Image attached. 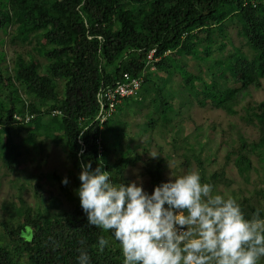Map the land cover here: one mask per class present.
Instances as JSON below:
<instances>
[{
  "label": "trees",
  "instance_id": "obj_1",
  "mask_svg": "<svg viewBox=\"0 0 264 264\" xmlns=\"http://www.w3.org/2000/svg\"><path fill=\"white\" fill-rule=\"evenodd\" d=\"M0 32V48L4 36L31 47L15 50L10 64L0 49L3 166L15 173L27 141L14 138L24 130L30 142L41 136L63 146L72 168L67 184L56 174L49 180H58L67 207L59 195H41L39 182L34 207L21 195L2 203L0 264H76L77 249L90 264H122L117 244L87 224L74 194L81 162L102 164L114 182H127L126 171L139 165L149 193L166 180L171 162L174 173L196 169L215 190H229L232 164L252 184L230 190L242 211L264 208V100H246L264 79V0H0ZM124 74L140 88L101 122L98 93ZM193 105L237 117L256 137L220 141L224 164L208 168L217 161L212 138L183 115ZM98 236L109 240L102 251Z\"/></svg>",
  "mask_w": 264,
  "mask_h": 264
},
{
  "label": "clouds",
  "instance_id": "obj_2",
  "mask_svg": "<svg viewBox=\"0 0 264 264\" xmlns=\"http://www.w3.org/2000/svg\"><path fill=\"white\" fill-rule=\"evenodd\" d=\"M159 154L153 152L155 158ZM74 194L89 226L106 232L122 264H261L264 208L246 216L229 191L220 192L196 169L169 172L144 190L139 176L114 182L102 164L81 162ZM62 184H67L66 177ZM109 244L97 237L99 250ZM76 264H90L77 249Z\"/></svg>",
  "mask_w": 264,
  "mask_h": 264
},
{
  "label": "rangeland",
  "instance_id": "obj_3",
  "mask_svg": "<svg viewBox=\"0 0 264 264\" xmlns=\"http://www.w3.org/2000/svg\"><path fill=\"white\" fill-rule=\"evenodd\" d=\"M4 40L5 42L0 49L5 53L7 64H10L11 59L14 57L15 50L24 53L31 48L29 46L21 49L20 46H12L9 44V41L5 36ZM246 100L257 102L264 100V79L262 80L261 89L252 91L251 95ZM183 115H185L186 118H189L190 116V118L197 125L203 124L207 128L205 135L206 137L212 138V143L208 148H211L214 152L216 151L215 156L217 158V164L214 163L213 165L208 166V168L211 169H218L224 164L223 156L226 153V146H222L220 144V141L225 140L229 142L230 140H236L237 135L239 134L241 136H244L248 140H252L256 137L255 130H253L251 127L245 126L239 121L237 117L228 116L220 110H213L209 107H197L196 105H193L192 108L188 110L187 113H183ZM184 124L186 127L191 125L190 121H188V123L185 122ZM232 125L235 126L234 130L233 128H231ZM183 130L185 132V129ZM222 130H224V132ZM22 138L27 141L26 143L28 149L26 147V149L23 147V149L19 150V153L21 154L20 163L16 167L15 173H8V170L3 166L0 160V206L5 200H13L17 198L18 195H21L29 205L34 207L37 202V197L32 190V186L33 183L35 184L36 182H39L42 187L41 195L45 197L51 195H59L64 206L67 207V201L60 195V193H62L63 191H59V189H57L56 185L58 180L55 179V181L52 180L49 182L52 174H56L57 178L59 177L60 179L64 177L68 179L69 177L68 174L72 170V168L70 162L65 156L64 147L51 141H45L43 138H41V136L34 138L36 139V142H30L24 130L20 131L19 136H16V138H14V141L16 143H21ZM201 140L204 142V137ZM219 144L220 148L218 149ZM2 147H0V159H2V157L4 156L1 151L2 149H4L5 145H2ZM169 168L170 171L174 173V169L176 168L175 164L171 162ZM180 170L184 169H178L177 172ZM170 171L166 173L165 179L168 178V174ZM226 172L228 177L234 180L233 185L227 191L230 192V190H237L238 188H252V184H246L237 175V172L232 164H228ZM251 174L252 179L257 180V176L254 173ZM31 175H36L38 177L40 175L42 180H40V178L34 179L31 183L30 180L24 179L31 177ZM126 176L128 178V181L134 180L137 176H139L142 187L144 189L146 188V190L149 187L147 179L142 174V169L139 165L129 168L126 171ZM25 183L29 185L25 186ZM70 183H72V181H70ZM21 186H24V188H22ZM2 218L3 215L0 211V221L2 220Z\"/></svg>",
  "mask_w": 264,
  "mask_h": 264
},
{
  "label": "built area",
  "instance_id": "obj_4",
  "mask_svg": "<svg viewBox=\"0 0 264 264\" xmlns=\"http://www.w3.org/2000/svg\"><path fill=\"white\" fill-rule=\"evenodd\" d=\"M153 53L154 51L152 50L147 56L148 62L152 60ZM123 78L124 80L121 84L99 91L97 99L100 104L99 118L101 122L114 110V105L117 101L134 95L140 88V80L132 78L128 74H124ZM27 120L28 118L25 119V121Z\"/></svg>",
  "mask_w": 264,
  "mask_h": 264
}]
</instances>
